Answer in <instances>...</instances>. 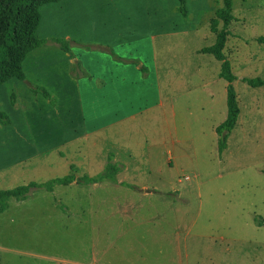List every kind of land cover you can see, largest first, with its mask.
Listing matches in <instances>:
<instances>
[{"label":"rangeland","instance_id":"rangeland-1","mask_svg":"<svg viewBox=\"0 0 264 264\" xmlns=\"http://www.w3.org/2000/svg\"><path fill=\"white\" fill-rule=\"evenodd\" d=\"M221 6L222 0H185L183 15L178 0H58L39 7L35 34L70 39L69 51L79 56L90 55L93 49H83L80 43L124 35L130 42L118 53L148 57L152 52L148 32L193 29L189 46L210 45L214 34L210 19ZM231 13L227 39L234 41L232 54L242 65V56L251 50L253 62L243 71L264 74V53L258 54L260 43L255 40L264 35V0H232ZM62 53L54 43L34 48L22 62L25 78L0 85V112L7 118L0 121V189L32 179L44 182L68 172L62 171L66 164L48 151L64 156L63 140L79 127L75 114L70 110L65 114L59 104L56 80L66 65ZM199 53L205 54L190 53L195 62L201 60ZM249 77L264 80L256 74ZM241 78L246 77L235 76ZM27 81L44 87L51 100L30 91ZM253 92L248 103L246 95L239 96L242 123L252 133L255 156L227 159L228 165L243 167L242 171L200 183L201 177H210L205 174L209 169L216 171L222 152L217 134L191 126L195 141L186 140L180 148L190 155L166 166L174 188L183 190L181 197L186 200L172 196L174 204L165 206L153 196L125 199L108 179L100 186L78 183L51 191L33 189L23 200L9 198L0 212V264H264V224L257 223L264 218V86L254 87ZM143 103L139 99L131 108ZM241 148L246 150L247 145ZM67 165L77 175L75 165ZM168 192L176 194L174 189ZM207 236L216 240L215 249Z\"/></svg>","mask_w":264,"mask_h":264},{"label":"crops","instance_id":"crops-1","mask_svg":"<svg viewBox=\"0 0 264 264\" xmlns=\"http://www.w3.org/2000/svg\"><path fill=\"white\" fill-rule=\"evenodd\" d=\"M192 32L195 31L186 28L170 33H146L152 51L148 57L118 53L117 50H122L130 42L124 35L112 41L80 43L83 49L85 45L93 47L90 55L79 56L72 50L66 52L61 49L66 65L56 80L57 90L61 94L59 104L63 105L65 114L67 110L75 114L79 126L78 129L74 128L71 137L63 140L61 146H65V150L58 148L64 156L58 157L53 149L48 150L54 152L53 158L66 164L67 169L62 171L68 172L64 175L70 173L67 164L75 165L74 172L78 176L99 172L104 166L107 152L112 151L114 161L123 166L116 173L115 180L109 182L114 188L122 190L125 199L153 196L165 206L174 204L172 196L186 200L181 197L183 190L174 188L169 177L170 169L166 166L173 165L174 159L180 156L190 155L189 152H180L186 140L195 141L189 127H206L208 132L216 135L215 127L227 114L226 81L219 76L220 61L207 55L209 53H199L200 62L192 59L190 53L204 47L189 46ZM227 37L223 49L229 57L232 73L236 77L248 78L256 74L264 78L262 70L249 74L243 71L253 62L249 60L254 57L252 51L245 52L240 65V59L232 54L234 41H229ZM214 41L215 34L210 43ZM105 47H108L107 51ZM256 48L258 54L264 53V43ZM180 52H187L188 55L181 56ZM232 86L239 108L236 123L227 137L226 148L221 154H216V171L209 169L205 174H211L210 177H201L200 183L242 171L243 167L228 165L227 159H250L255 156L252 133L242 123L239 96L246 95L245 102L248 103L254 87L238 79L232 81ZM139 99H143L144 103L131 108L132 103L136 104ZM115 107L118 108L117 112H114ZM237 139L239 143H236ZM74 143L76 147L72 149ZM242 145H247V149L242 150ZM202 174L203 171L195 175ZM100 183L102 181L92 185L100 186ZM173 189L175 195L168 192ZM208 238L209 245L215 249L216 240ZM184 247H189L187 241H184Z\"/></svg>","mask_w":264,"mask_h":264},{"label":"trees","instance_id":"trees-1","mask_svg":"<svg viewBox=\"0 0 264 264\" xmlns=\"http://www.w3.org/2000/svg\"><path fill=\"white\" fill-rule=\"evenodd\" d=\"M58 0H0V85L11 78L24 79L22 62L26 54L32 49L46 43H54L63 51L68 52L70 39L51 37L39 38L35 31L40 22L39 7L49 2ZM179 11L186 14L185 0H178ZM232 0H222V6L215 11V16L210 19V31L215 34V41L209 46L199 49L200 52L210 53L220 61L219 76L226 81V107L225 119L215 127L217 134V148L221 153L226 148V139L236 123L239 108L236 93L232 86L235 75L223 48L228 35L227 25L234 18L231 13ZM219 24L221 27L218 28ZM255 40L264 43V35H258ZM87 48L91 45H85ZM108 48V47H107ZM252 87L264 86V80L259 77L241 78ZM34 93H40L50 100V94L41 86L28 84ZM7 118L0 112V121ZM122 164L113 160V154H108L103 168L93 175L76 176L68 173L64 176L53 177L44 182L29 181L12 188L0 189V212L7 207V200L14 198L23 200L33 189L51 191L54 186L68 185L72 182L79 184L96 183L102 180H115L116 173L121 170ZM264 171V169H263ZM126 185V184H125ZM130 187H134L129 185ZM259 225L264 224V218L257 219Z\"/></svg>","mask_w":264,"mask_h":264}]
</instances>
